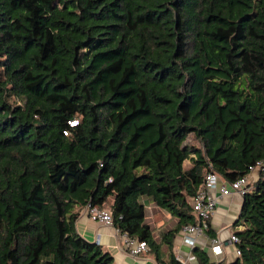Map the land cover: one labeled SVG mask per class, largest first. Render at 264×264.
Listing matches in <instances>:
<instances>
[{"label":"trees","instance_id":"obj_1","mask_svg":"<svg viewBox=\"0 0 264 264\" xmlns=\"http://www.w3.org/2000/svg\"><path fill=\"white\" fill-rule=\"evenodd\" d=\"M257 162L228 264H264V0H0V264H115L86 207L178 264L206 172Z\"/></svg>","mask_w":264,"mask_h":264},{"label":"crops","instance_id":"obj_2","mask_svg":"<svg viewBox=\"0 0 264 264\" xmlns=\"http://www.w3.org/2000/svg\"><path fill=\"white\" fill-rule=\"evenodd\" d=\"M188 162V161H186ZM185 162V163H186ZM249 184L256 180V171L247 176ZM251 186V185H250ZM217 194V192H216ZM219 194V193H218ZM243 202V196L232 193L229 196L220 197L219 202L215 208L214 213L209 220L210 231L199 238L197 247L204 250L211 262L217 264H228L237 256L235 255V246L228 242L231 234L235 231L243 229L240 224L235 225L239 219V213ZM88 207L82 209L75 226L78 233L90 242L97 243L105 251H108L113 257L115 264H153L156 260L150 253H145L139 257L130 255L123 249L121 232L113 225L101 224L94 221L88 215ZM158 215L161 221L159 228H156L155 216ZM149 216V218H148ZM150 220V221H149ZM166 221V223H164ZM146 222L154 229L153 236L156 241H160V234L167 232L173 228L177 220L172 218L166 211L160 209L152 202H147L146 205ZM167 222L172 223L167 227ZM214 240L221 242L223 248V255L221 257L214 256L211 252L210 246ZM162 262H169V251L165 244L160 246ZM189 252L187 246L182 243L181 232L179 231L172 239V253L176 259L178 256H185Z\"/></svg>","mask_w":264,"mask_h":264},{"label":"built area","instance_id":"obj_3","mask_svg":"<svg viewBox=\"0 0 264 264\" xmlns=\"http://www.w3.org/2000/svg\"><path fill=\"white\" fill-rule=\"evenodd\" d=\"M259 166H261V163L257 162L255 166L250 167V174L255 172ZM248 175H245L233 182H225L216 172H213L212 170H208L206 172L204 176V183L199 187L191 202L196 222L183 226L180 231L182 243L189 248V252L184 257L178 256L176 258L178 264H196L197 259L193 253V248L198 244L199 238L205 235L206 230L209 228L210 217L214 213L220 197L229 196L232 193H237L243 196L247 193L251 189L247 180ZM87 210L88 215L92 220L105 225H113V219L109 210L105 208L99 209L96 207H88ZM121 236L123 249L130 255L139 257L148 253V245L145 241L131 238L126 234H121ZM237 241V236L235 234H231L228 242L235 246ZM210 249L214 256L221 257L223 255V248L221 242L218 240H214ZM234 251L236 256L239 255V250L236 246ZM153 264L164 263L155 261Z\"/></svg>","mask_w":264,"mask_h":264},{"label":"rangeland","instance_id":"obj_4","mask_svg":"<svg viewBox=\"0 0 264 264\" xmlns=\"http://www.w3.org/2000/svg\"><path fill=\"white\" fill-rule=\"evenodd\" d=\"M186 163H187V162H186ZM148 218H149V216H148ZM158 218H160V217L158 216ZM149 219H150V218H149ZM149 221H150V220H149ZM164 223H166V221H165ZM160 224H161V221H160V219H159V220L157 221V223H156V226H159ZM171 224H172V223H168V222H167L166 225H167V227H169V226H171ZM187 248H188V247H187ZM188 250H189V248H188ZM185 253H188V251L185 252Z\"/></svg>","mask_w":264,"mask_h":264}]
</instances>
